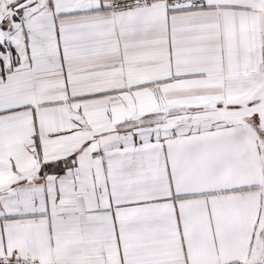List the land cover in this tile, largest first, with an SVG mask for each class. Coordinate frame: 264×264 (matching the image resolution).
Masks as SVG:
<instances>
[{
	"label": "snow or ice",
	"instance_id": "obj_1",
	"mask_svg": "<svg viewBox=\"0 0 264 264\" xmlns=\"http://www.w3.org/2000/svg\"><path fill=\"white\" fill-rule=\"evenodd\" d=\"M0 264H264V0H0Z\"/></svg>",
	"mask_w": 264,
	"mask_h": 264
}]
</instances>
